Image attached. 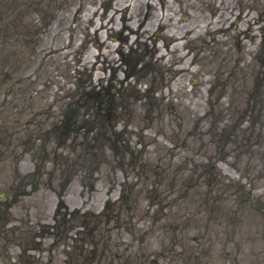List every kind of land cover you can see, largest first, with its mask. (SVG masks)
I'll use <instances>...</instances> for the list:
<instances>
[{
  "label": "rangeland",
  "instance_id": "rangeland-1",
  "mask_svg": "<svg viewBox=\"0 0 264 264\" xmlns=\"http://www.w3.org/2000/svg\"><path fill=\"white\" fill-rule=\"evenodd\" d=\"M0 136L9 255L264 264V0H0Z\"/></svg>",
  "mask_w": 264,
  "mask_h": 264
},
{
  "label": "flooded vegetation",
  "instance_id": "flooded-vegetation-1",
  "mask_svg": "<svg viewBox=\"0 0 264 264\" xmlns=\"http://www.w3.org/2000/svg\"><path fill=\"white\" fill-rule=\"evenodd\" d=\"M106 11L107 10L105 9V12ZM101 13H102V11H101ZM30 33H32V32L30 31ZM17 34L22 35L21 32H19ZM34 34H36L37 37H38V34L39 35H46L45 32H41V31H37ZM117 80L118 79H116L115 84H117V82H118ZM103 91L104 90H100L98 95H102ZM64 117H66V108H65V116ZM35 130H36V132L41 133V140L46 141L47 139L51 138L52 133H51L50 129L43 130V129H39L38 127H36ZM22 134H23V132L21 131L19 139H21ZM64 137H65V142H66V133H65ZM35 139L36 138L34 137V133H31L26 139L27 146H31V144L34 145ZM0 142H1L0 146H3L4 145L3 144V136H0ZM39 147H41V145H39ZM4 148H5V145H4ZM39 150L41 151L40 148L35 151V157L34 156L30 157L31 161H32V166H34L36 163L35 166L37 167L36 168L37 170H36V172H34L32 174V178H34L36 181H38L41 178V175H42L41 170L43 169L42 166H39V163L41 161L40 160L41 158H39ZM2 153L3 152L0 151V156H2ZM23 153H26L25 149H24ZM45 157L46 156H43L42 160ZM40 183H38V185ZM11 198H12L11 193L7 192V194H5V195L2 194V196L0 197V203H3L5 200H10ZM49 227L50 226L45 227V229L47 230V229H49ZM33 236L34 237H43V236H45V234L43 232L40 233L37 231V232H35V234H33ZM40 240L41 239H36L37 244H34V243H31V244L18 243V244H15L17 251L14 255H9L10 254L9 251L6 253L5 249L0 245V264H2V261L4 262V264H6V260L8 261V256H9L10 261H15V264H40L39 257L35 256L36 252L38 251V246H39ZM11 242L14 245V241L12 240ZM32 252H34L35 254H32Z\"/></svg>",
  "mask_w": 264,
  "mask_h": 264
}]
</instances>
